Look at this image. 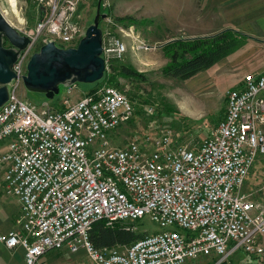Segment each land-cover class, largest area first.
<instances>
[{
  "label": "built area",
  "instance_id": "2783aa9c",
  "mask_svg": "<svg viewBox=\"0 0 264 264\" xmlns=\"http://www.w3.org/2000/svg\"><path fill=\"white\" fill-rule=\"evenodd\" d=\"M33 1L39 20L20 30L30 41L12 65L16 76L0 107V142L13 138L0 148V180L19 205L16 225L0 231V243L21 248L25 264H44L46 252L62 247L83 249L94 264H185L210 254L223 262L237 249L264 254V170L256 189H243L264 155V70L245 73L226 91L222 118L197 145L175 142L167 128L119 146L109 133L134 109L119 88L103 82L70 100L73 84L61 104L39 109L16 93L33 52L49 41L76 46L85 31L74 20L81 0ZM101 31L108 72L127 47ZM144 216L162 230L129 244L90 241L99 221L134 231L128 221Z\"/></svg>",
  "mask_w": 264,
  "mask_h": 264
},
{
  "label": "rangeland",
  "instance_id": "374dc122",
  "mask_svg": "<svg viewBox=\"0 0 264 264\" xmlns=\"http://www.w3.org/2000/svg\"><path fill=\"white\" fill-rule=\"evenodd\" d=\"M97 1L79 2L74 20L82 28L92 22ZM0 11L19 31L34 28L40 15L33 0H17V11L10 0H0ZM100 12L106 14L99 21L100 28L109 29L113 36L123 38L126 43V52L116 62L127 64L145 75V80L117 78L119 89L134 108L132 118L114 133H109L110 142L119 146L128 140H140L144 133L167 128L171 130L175 142L197 145L222 118L226 91L237 86L243 75L252 71L244 69L237 61H228L225 56L186 80L165 75L161 72L169 60L163 48L165 43L212 36L230 29L236 32L238 40V46L233 51L245 48L261 53L263 50L255 34L259 33L256 24L258 17L264 14V0H101ZM116 17H130L133 21L120 22ZM140 44L147 47L137 49ZM101 79L93 83L77 82L69 94L70 100L94 92L103 84ZM16 93L39 109L44 103L49 107L61 104L67 96V86L61 84L59 92L51 99H47L43 92L29 90L23 83L17 86ZM12 139H3L0 148ZM263 170L264 155H258L244 181L245 191L260 185ZM0 184V217L13 218L15 212L18 216L17 198L6 195L1 189V180ZM128 222L138 234L162 230L147 216Z\"/></svg>",
  "mask_w": 264,
  "mask_h": 264
},
{
  "label": "water",
  "instance_id": "95a60500",
  "mask_svg": "<svg viewBox=\"0 0 264 264\" xmlns=\"http://www.w3.org/2000/svg\"><path fill=\"white\" fill-rule=\"evenodd\" d=\"M97 1L92 22L85 28L76 46L62 48L49 41L33 52L27 63L23 84L34 91L43 92L47 99L59 92L61 84L67 87L77 82L93 83L105 73L102 53V31L99 21L106 14L100 12ZM29 38L16 29L0 11V107L9 97L10 83L16 76L13 63L29 44ZM7 42L9 46H5Z\"/></svg>",
  "mask_w": 264,
  "mask_h": 264
},
{
  "label": "trees",
  "instance_id": "16d2710c",
  "mask_svg": "<svg viewBox=\"0 0 264 264\" xmlns=\"http://www.w3.org/2000/svg\"><path fill=\"white\" fill-rule=\"evenodd\" d=\"M126 18L116 17L115 19L120 22L121 20L133 21L130 17ZM235 36L236 32L225 29L212 36L169 41L163 45L169 60L161 68V72L181 80L189 79L231 53L238 46V40ZM116 61L113 60L109 64L110 71L105 72L101 79L106 84L120 88L117 80L119 77L145 80L143 73L127 64ZM140 236L141 234L126 229L120 224L109 227L102 221L95 223L89 234L90 241L95 247L129 244Z\"/></svg>",
  "mask_w": 264,
  "mask_h": 264
},
{
  "label": "crops",
  "instance_id": "0c3cea01",
  "mask_svg": "<svg viewBox=\"0 0 264 264\" xmlns=\"http://www.w3.org/2000/svg\"><path fill=\"white\" fill-rule=\"evenodd\" d=\"M256 26L259 30V33L255 34L258 39L253 38L252 40L260 43V47L263 48L261 53L250 52L244 48L235 50L226 57L228 61H237L241 64V67L252 70L251 72L264 70V14L258 17ZM240 33L244 36L246 35L244 32ZM250 58L252 59L250 60ZM1 189L3 190L2 186ZM17 207L19 208L18 204ZM14 215L13 218L0 217L1 232H6L16 225L17 216ZM41 261L44 264H94L83 249L72 253L66 247L46 252L41 257ZM0 264H25L23 250L21 248L7 249L0 243ZM185 264H264V254L259 256L248 255L243 250L237 249L230 253L223 262H218L217 255L210 254L197 260L187 261Z\"/></svg>",
  "mask_w": 264,
  "mask_h": 264
},
{
  "label": "bare ground",
  "instance_id": "6f19581e",
  "mask_svg": "<svg viewBox=\"0 0 264 264\" xmlns=\"http://www.w3.org/2000/svg\"><path fill=\"white\" fill-rule=\"evenodd\" d=\"M11 5L15 11H17V0H10ZM7 19V18H6Z\"/></svg>",
  "mask_w": 264,
  "mask_h": 264
},
{
  "label": "flooded vegetation",
  "instance_id": "af4514ba",
  "mask_svg": "<svg viewBox=\"0 0 264 264\" xmlns=\"http://www.w3.org/2000/svg\"><path fill=\"white\" fill-rule=\"evenodd\" d=\"M4 45H5V46H9V44H7V42H4Z\"/></svg>",
  "mask_w": 264,
  "mask_h": 264
}]
</instances>
